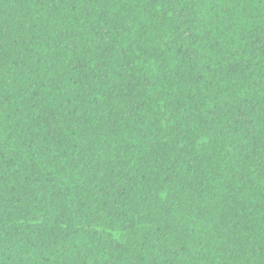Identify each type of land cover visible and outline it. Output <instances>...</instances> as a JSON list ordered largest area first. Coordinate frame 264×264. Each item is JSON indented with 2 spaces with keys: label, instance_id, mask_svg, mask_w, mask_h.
I'll list each match as a JSON object with an SVG mask.
<instances>
[{
  "label": "trees",
  "instance_id": "trees-1",
  "mask_svg": "<svg viewBox=\"0 0 264 264\" xmlns=\"http://www.w3.org/2000/svg\"><path fill=\"white\" fill-rule=\"evenodd\" d=\"M0 264H264V0H0Z\"/></svg>",
  "mask_w": 264,
  "mask_h": 264
}]
</instances>
